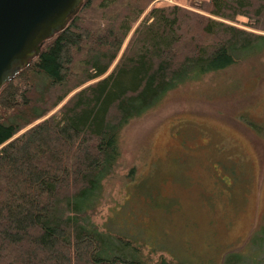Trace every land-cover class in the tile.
<instances>
[{
	"label": "trees",
	"instance_id": "1",
	"mask_svg": "<svg viewBox=\"0 0 264 264\" xmlns=\"http://www.w3.org/2000/svg\"><path fill=\"white\" fill-rule=\"evenodd\" d=\"M153 1L83 0L1 87L0 264H184L108 249L87 211L116 166L128 121L191 78L264 66V0L152 8L123 46ZM238 17L251 31L233 25ZM250 238L264 252V218ZM241 263L233 253L223 259Z\"/></svg>",
	"mask_w": 264,
	"mask_h": 264
},
{
	"label": "rangeland",
	"instance_id": "2",
	"mask_svg": "<svg viewBox=\"0 0 264 264\" xmlns=\"http://www.w3.org/2000/svg\"><path fill=\"white\" fill-rule=\"evenodd\" d=\"M191 1L207 0H154L123 46L150 9L193 10ZM246 23L233 25L251 31ZM249 124L264 129L263 65L170 90L120 130L119 158L87 222L108 249L132 258L223 264L233 253L241 264H264L249 242L264 218V139Z\"/></svg>",
	"mask_w": 264,
	"mask_h": 264
},
{
	"label": "water",
	"instance_id": "3",
	"mask_svg": "<svg viewBox=\"0 0 264 264\" xmlns=\"http://www.w3.org/2000/svg\"><path fill=\"white\" fill-rule=\"evenodd\" d=\"M83 0H0V89L61 32Z\"/></svg>",
	"mask_w": 264,
	"mask_h": 264
}]
</instances>
